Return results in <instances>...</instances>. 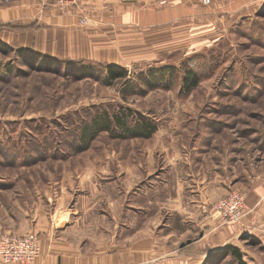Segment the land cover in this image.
Instances as JSON below:
<instances>
[{"label":"crops","instance_id":"0c3cea01","mask_svg":"<svg viewBox=\"0 0 264 264\" xmlns=\"http://www.w3.org/2000/svg\"><path fill=\"white\" fill-rule=\"evenodd\" d=\"M262 5L264 0H0V43L60 59L146 66L219 36L221 26L235 25ZM175 155L153 162L157 170L147 175L136 161L124 178L110 159L100 164L92 158L75 179L72 172L50 179L44 205L27 215L9 212L0 230L38 233L39 254L30 264H205L244 235L264 236L263 175L243 178ZM231 189L243 192L248 211L238 222L221 224L214 203ZM118 197L141 201L123 214L156 202L160 232L147 223H117Z\"/></svg>","mask_w":264,"mask_h":264},{"label":"rangeland","instance_id":"374dc122","mask_svg":"<svg viewBox=\"0 0 264 264\" xmlns=\"http://www.w3.org/2000/svg\"><path fill=\"white\" fill-rule=\"evenodd\" d=\"M219 31V36L201 38L168 60L153 63L177 68L169 88L125 97L124 79L107 84L97 62L73 63L0 43V224L9 212L27 215L39 209L54 177L72 172L75 179L92 158H99L100 164L110 159L122 178L129 170L133 174L136 161L147 175L157 170L153 162L176 152L181 159L225 167L243 178L264 176V5ZM126 68L135 77L146 66ZM186 68L200 75L187 93L181 89ZM125 107L157 121L159 130L149 137L127 138L101 131L88 148L73 149L77 122L104 109ZM136 176L130 179L136 182ZM123 197L116 201L117 223H147L148 230L160 232L155 228L161 222L154 211L156 202L148 209L137 208L140 213L123 214L125 207L141 202ZM4 231L10 230H0ZM234 245L245 264H264V236L244 235ZM223 251L205 264H236L230 250L227 255Z\"/></svg>","mask_w":264,"mask_h":264},{"label":"trees","instance_id":"16d2710c","mask_svg":"<svg viewBox=\"0 0 264 264\" xmlns=\"http://www.w3.org/2000/svg\"><path fill=\"white\" fill-rule=\"evenodd\" d=\"M33 53L44 55L38 52ZM67 60H72L71 62L79 64L83 62V60L76 59ZM97 63L104 71L103 80L107 84H111L116 80L124 79L121 94L122 97H125L129 93L142 94L154 88H169L178 74L177 68L172 63L159 64L157 67H154V64H148L146 65V69L138 71V73L135 74V77L129 76L130 70L122 65L108 62ZM199 79L200 75L198 72L194 71L192 68H186L182 76V91L185 93L189 92L198 84ZM125 108L127 109H125V111L124 108H122L119 110H113L112 112L104 109L96 112L88 120L83 121L82 124V120L77 122V126H75V130L77 129V134L75 135L77 145L73 146V149L80 151L88 148L91 141L101 131H107L110 135L115 137L127 138L130 136L149 137L157 130V121L148 117L140 110H132L129 107ZM33 130V135H35L36 128H33ZM224 249H226V251H223L224 255L229 254L230 250L236 264H245L241 258L239 250L234 244H228Z\"/></svg>","mask_w":264,"mask_h":264},{"label":"built area","instance_id":"2783aa9c","mask_svg":"<svg viewBox=\"0 0 264 264\" xmlns=\"http://www.w3.org/2000/svg\"><path fill=\"white\" fill-rule=\"evenodd\" d=\"M59 5L75 0H55ZM207 4L209 0H201ZM165 0H160L164 3ZM221 224L238 222L248 211L245 196L239 189H231L214 203ZM39 254L38 233L29 230L17 234L11 231L0 232V262L4 264H30Z\"/></svg>","mask_w":264,"mask_h":264}]
</instances>
